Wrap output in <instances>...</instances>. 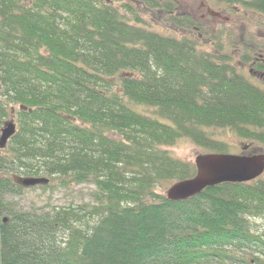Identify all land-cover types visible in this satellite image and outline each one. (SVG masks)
<instances>
[{
  "label": "trees",
  "instance_id": "trees-1",
  "mask_svg": "<svg viewBox=\"0 0 264 264\" xmlns=\"http://www.w3.org/2000/svg\"><path fill=\"white\" fill-rule=\"evenodd\" d=\"M212 1L264 15V0ZM137 2L178 29L199 27L173 2ZM135 10L0 0V130L17 125L0 151V264H264V232L251 228L264 221V174L185 201L154 194L195 175L168 150L180 141L231 154L213 137L228 130L264 152V90L231 56L146 29ZM15 178L48 180L29 190L94 189L78 211H18L11 198L26 189Z\"/></svg>",
  "mask_w": 264,
  "mask_h": 264
},
{
  "label": "rangeland",
  "instance_id": "rangeland-1",
  "mask_svg": "<svg viewBox=\"0 0 264 264\" xmlns=\"http://www.w3.org/2000/svg\"><path fill=\"white\" fill-rule=\"evenodd\" d=\"M102 1L117 7L121 4H131L135 7L136 14L142 21V27L164 36L178 39L192 38L198 43L199 50L205 53L231 56V62L237 70L248 81L264 90V72L255 69L260 63L264 64V15L244 10L238 6L218 4L212 0H166L176 4V15L189 16L199 24V27L191 32L170 25L164 13L146 9L137 0ZM121 12L123 13V10ZM244 56H247L246 59H248L249 64L241 61ZM10 119L15 122L13 117L6 121ZM213 137L226 143L231 149V154L237 155L239 153L240 155V152L246 150L247 147L252 152L258 151L257 154L264 153L257 145L249 144L246 146L248 141L241 140L228 130H214ZM168 150L175 158L192 163L196 156L205 153L187 140L180 141ZM172 185L171 183L157 185L154 194L159 197H166L167 191ZM52 186L51 189L45 191L38 188L26 189L21 197H12L11 201L16 205L15 209L18 211H31L34 208L50 210L53 207L67 206L76 208L78 211L82 206L90 205V194L94 189L92 186L73 185L67 188L56 184ZM155 200L149 199L148 201ZM251 228L253 232L263 233L264 221L261 219L251 220Z\"/></svg>",
  "mask_w": 264,
  "mask_h": 264
},
{
  "label": "water",
  "instance_id": "water-1",
  "mask_svg": "<svg viewBox=\"0 0 264 264\" xmlns=\"http://www.w3.org/2000/svg\"><path fill=\"white\" fill-rule=\"evenodd\" d=\"M13 120L6 122L0 130V150H3L15 135ZM195 175L173 184L167 191L169 201H185L200 194L208 187L223 183L242 184L259 178L264 172V153L253 155L205 154L194 159ZM15 183L23 188L45 186V178H17ZM5 221V220H4Z\"/></svg>",
  "mask_w": 264,
  "mask_h": 264
},
{
  "label": "flooded vegetation",
  "instance_id": "flooded-vegetation-1",
  "mask_svg": "<svg viewBox=\"0 0 264 264\" xmlns=\"http://www.w3.org/2000/svg\"><path fill=\"white\" fill-rule=\"evenodd\" d=\"M5 123H6V121L3 123V125H4ZM3 125H2V126H3ZM1 129H2V128H1ZM28 189H30V188H28Z\"/></svg>",
  "mask_w": 264,
  "mask_h": 264
}]
</instances>
